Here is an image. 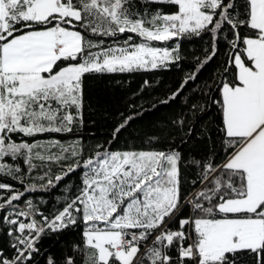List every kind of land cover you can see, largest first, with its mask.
I'll list each match as a JSON object with an SVG mask.
<instances>
[{"label":"snow or ice","instance_id":"6c2138e0","mask_svg":"<svg viewBox=\"0 0 264 264\" xmlns=\"http://www.w3.org/2000/svg\"><path fill=\"white\" fill-rule=\"evenodd\" d=\"M194 41L174 117L88 143V79L183 71ZM0 264H264V0H0Z\"/></svg>","mask_w":264,"mask_h":264},{"label":"trees","instance_id":"16d2710c","mask_svg":"<svg viewBox=\"0 0 264 264\" xmlns=\"http://www.w3.org/2000/svg\"><path fill=\"white\" fill-rule=\"evenodd\" d=\"M185 60L182 69H173L168 72H152L134 75H116L88 79L86 82V111L87 126L85 128L88 143L107 144L112 138L114 129L122 123L125 118L134 113H143L137 116L127 131L119 136L118 143L114 148H122L133 142L140 144L153 134L163 122L171 119L180 111L181 101L161 104L172 90L179 84L183 72L192 70L195 56H202L204 44L199 41L187 42L183 45ZM223 59V57H220ZM217 63L213 61L201 73L195 86H190L185 95L198 89L204 80L209 79L215 72ZM149 79L152 87L140 91L143 81ZM119 81V83H117ZM159 105L158 107H153ZM75 236L68 234L59 243L46 242L45 246L51 253L59 257L65 250L69 241Z\"/></svg>","mask_w":264,"mask_h":264}]
</instances>
